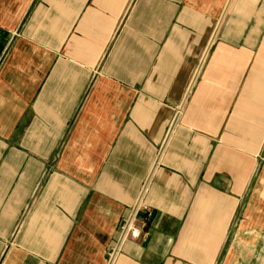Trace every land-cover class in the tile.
Instances as JSON below:
<instances>
[{"label": "crops", "instance_id": "crops-1", "mask_svg": "<svg viewBox=\"0 0 264 264\" xmlns=\"http://www.w3.org/2000/svg\"><path fill=\"white\" fill-rule=\"evenodd\" d=\"M0 264H264V0H0Z\"/></svg>", "mask_w": 264, "mask_h": 264}, {"label": "built area", "instance_id": "built-area-1", "mask_svg": "<svg viewBox=\"0 0 264 264\" xmlns=\"http://www.w3.org/2000/svg\"><path fill=\"white\" fill-rule=\"evenodd\" d=\"M140 202H138L135 207H133L132 212L130 216L124 221L121 230H120V241L116 246H114V249L111 251V256H114L116 250L119 248L120 244L126 240V239H139L144 236L142 233V230L140 229V226L137 224V213L142 207V205H139ZM147 209V207H142Z\"/></svg>", "mask_w": 264, "mask_h": 264}]
</instances>
